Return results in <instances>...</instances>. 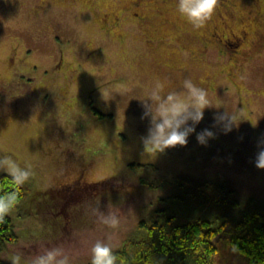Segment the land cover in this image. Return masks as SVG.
Instances as JSON below:
<instances>
[{"label":"rangeland","instance_id":"374dc122","mask_svg":"<svg viewBox=\"0 0 264 264\" xmlns=\"http://www.w3.org/2000/svg\"><path fill=\"white\" fill-rule=\"evenodd\" d=\"M176 3L0 0V173H29L26 197L11 212L20 239L1 253L6 264H37L48 252L88 264L97 242L119 247L143 211L170 193L139 181L146 164L166 178L264 201V169L256 167L264 150V0H217L201 29ZM188 78L209 101L196 133L214 135L201 144L194 133L160 153L144 139L149 105L156 112L154 93ZM216 111L229 122L214 123ZM132 163L143 166L134 172ZM216 239L215 264L247 263L225 235Z\"/></svg>","mask_w":264,"mask_h":264},{"label":"trees","instance_id":"16d2710c","mask_svg":"<svg viewBox=\"0 0 264 264\" xmlns=\"http://www.w3.org/2000/svg\"><path fill=\"white\" fill-rule=\"evenodd\" d=\"M91 108L100 114L92 104ZM129 166L137 172L143 165ZM145 167L149 173H138L139 181L170 193L159 198L160 206L144 210L136 229L112 249L117 264H215L216 238L222 235L246 264H264V201L241 200L222 185H194L181 177L160 175L153 164ZM9 192L18 194L14 207L18 210L27 185L0 173V195ZM19 239L11 213L0 219V264H6L1 253Z\"/></svg>","mask_w":264,"mask_h":264},{"label":"clouds","instance_id":"9594fccd","mask_svg":"<svg viewBox=\"0 0 264 264\" xmlns=\"http://www.w3.org/2000/svg\"><path fill=\"white\" fill-rule=\"evenodd\" d=\"M217 7V0H177L176 12L193 29H201L213 17ZM156 100V112L149 105V127L144 137L150 140L160 153L168 149L183 147L188 143L192 134H196L199 143L205 144L207 138L214 134L209 129L196 133L197 126L203 121L204 113L209 109L207 92L199 87L190 78L183 80L179 89L161 95L159 91L154 93ZM156 113H159L157 115ZM216 116H220L224 124L230 118L222 111L213 113L215 123ZM231 131V127H226ZM256 167L264 169V150L260 151L256 160ZM13 176L18 183L27 180L29 173L13 166ZM16 192L0 195V219L10 214L18 203ZM118 221L111 218L110 225L115 226ZM118 257L106 244L97 242L91 250V264H117ZM14 264H19V257L14 259ZM37 264H67L66 260L56 261V253L48 252L37 260Z\"/></svg>","mask_w":264,"mask_h":264},{"label":"flooded vegetation","instance_id":"af4514ba","mask_svg":"<svg viewBox=\"0 0 264 264\" xmlns=\"http://www.w3.org/2000/svg\"><path fill=\"white\" fill-rule=\"evenodd\" d=\"M231 40V39H230ZM219 41L222 43V44H226V42H229V40L227 38H224V37H220L219 38Z\"/></svg>","mask_w":264,"mask_h":264}]
</instances>
